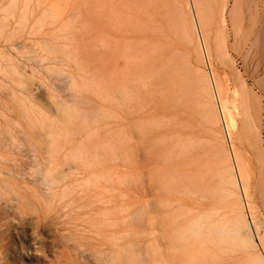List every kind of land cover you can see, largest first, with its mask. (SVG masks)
Here are the masks:
<instances>
[{
    "label": "rangeland",
    "instance_id": "1",
    "mask_svg": "<svg viewBox=\"0 0 264 264\" xmlns=\"http://www.w3.org/2000/svg\"><path fill=\"white\" fill-rule=\"evenodd\" d=\"M25 1L27 0H17L15 15L13 18L10 17L9 27H6L7 29L3 31L4 35L0 38V139L1 137L4 139L0 142L3 144L0 147V264H55L56 253L64 250L61 259L63 262L67 261L70 250L67 247L64 249L68 243L62 240H177L174 237L178 235V232L179 235L182 231L184 232L191 225L190 219L196 218V207L209 211L219 208L221 204L216 203L212 192L218 189V185H215L218 184L217 179H210L212 184L214 181L215 186L213 187L215 188L208 190L213 194L214 202H211V197L203 193L206 191L202 188L204 183V187L208 184L206 188L210 185V180H207L209 182L206 184L205 179L211 178L210 174L213 173L212 168L207 164L208 161L202 158L203 161H200L198 157L201 156H197L200 169L193 165L197 163L196 150L199 152V148L195 150L194 148L197 147L194 146L192 148L195 150L193 161L189 156L185 157L186 153L193 152L190 150L195 140L189 143V139L197 136L196 132H194L195 136L191 133L199 126V123L196 113L192 112L197 106L191 103L197 104L195 98L192 97L193 94L187 92L188 99L186 93L182 94L184 89L180 87L183 81L201 79L203 73L210 75L211 71L217 73L219 71L220 77L225 78L224 80L231 84L234 68L242 76L251 96L255 95L254 98L257 97L259 101L255 100L256 103L250 98L249 102L255 103L253 105H260L262 108L258 141L261 147L257 148L251 142H247L244 136L241 137L243 135V130H240L241 126L238 131L236 130L237 136L234 135L233 143H229V139L224 134L223 125L219 124L216 129L221 136L218 137L222 138V141L219 139L222 148L225 147L224 150L231 155L232 145H234V148L240 151L245 169L248 170L249 194L253 197L252 201L251 199L249 201L257 213V218L261 219H258L260 221L259 230L252 229V236L258 244L259 238L264 237V201L259 202L264 199V189L261 186L264 182V173H262L263 167L260 163L264 161L262 160L264 158V37H262L264 36L262 32L264 31V0H228V8L224 10L221 9L223 0L222 2L221 0L198 1L200 9H203V15L205 14L204 17L206 16L203 18L204 24L207 22L205 25L209 33L208 38H210L211 69L206 63L197 62L196 59L200 61L201 59L195 57L198 52L195 54L196 51L192 50L195 44L190 43L191 46H189L188 40L180 41L175 29L171 28V26L176 28V17L175 20L170 19L174 12L178 13L182 10L180 12L186 14L187 10L188 13L185 0H171L172 2H168L169 0H32L30 8L33 12L29 14L26 25L23 24L26 27H23L18 24V21ZM8 2L11 3V0H0V11L10 5ZM50 6L59 7L60 11L62 10L59 18L61 21L57 19L55 23L52 22V25H50L51 21L45 22V26L41 25V19H39L41 13ZM233 8H236L235 13L238 11L237 16L233 14V11L230 13ZM219 13H222L224 17ZM219 16L224 18L225 23ZM230 19L234 21L235 26H232ZM236 19L238 23L235 22ZM12 32L17 33L13 36ZM223 33L226 34V41L222 40L224 39ZM220 35L221 38L217 39ZM220 40L226 42L225 46L222 44L224 48L220 46L221 42L218 43ZM192 42L194 43L193 40ZM221 49H225L226 55L230 54L229 64L233 63L227 64L228 55L225 58L222 54L221 56L217 54L221 52ZM63 50L69 56V60L67 57L69 63L63 61L66 56L63 53L65 56L62 57ZM214 51H216L215 54ZM160 53L163 68L159 67L163 70L158 72V68L149 69L148 64L157 60L156 56H152ZM218 57L227 60L225 61L227 66ZM149 58H154V60ZM179 58L182 61H179ZM256 63L258 66L255 69ZM164 67L166 68L163 73ZM13 68L15 71L11 70ZM54 69L61 73L53 71ZM149 70H152V73L156 71L158 75L151 74ZM70 74L74 75L77 80V89H71L73 93L69 91L68 79H66V75ZM172 96H174V101L180 98L182 100L180 99V103L176 105L172 100V103L169 102V99H173ZM57 102L65 103L69 112V119H66L64 124L58 122L63 117V113L57 110ZM23 109L27 110L32 122L27 120V113ZM48 120L53 122L54 127L52 128L61 134L59 142L61 153L54 159L56 161H53L54 165L50 172L56 176L58 172H61L66 177H63L64 180L55 189L59 195L49 205L43 196L45 186L42 181L43 172L48 165L47 154L44 151L47 142L42 129L48 130V126L41 123L48 122ZM170 125L172 127H169ZM189 126L191 129L194 126L192 130L190 129L191 131L188 130ZM173 128L176 129L173 130ZM169 129L173 132L168 131ZM198 130L195 131L199 133ZM174 133H179V138H176L178 135L175 136ZM12 135L18 139L19 148L9 146L3 149L4 145L9 144V136ZM168 136L177 142V145L180 143V149L176 148L177 145L175 147L170 144L172 140ZM186 145L188 151L184 149ZM254 147L259 151L261 148V151L257 152L258 150ZM175 148L178 151L176 154ZM76 149H82L87 159L84 158L85 155L83 156L85 160H78L72 156ZM184 150L186 152L183 154ZM258 153L262 154L261 157ZM259 157H263L262 161ZM185 158H189L190 161L184 160ZM231 162L235 166L232 160ZM203 164H207L212 173L209 171V174L204 175L209 168L205 165L204 169ZM195 171L198 172L197 176L194 175ZM182 172H189L188 178L190 174L195 177L201 174L199 180L202 185L200 181L198 183V179L191 176L195 181L193 183L191 178L193 186L191 187L190 181H186V173L184 176ZM161 175L164 177L162 178ZM96 177L107 178L106 181L112 178L114 181L113 183L111 180L108 181L110 183L104 181V188L99 189L101 191L89 185V189H85L87 190L85 195L81 194L82 190L78 186L81 183L94 181ZM60 178L62 179V176ZM67 185L70 186L73 195L70 194L69 197L62 199L61 193L69 187ZM187 185L190 187H186V190ZM112 189L115 191L113 192ZM199 189H203V195ZM235 189V198H241L237 200L238 202L240 200V203L236 202L243 205L239 206L244 207V211L241 209V212L249 217L251 213L242 195V186L238 185L239 192ZM261 192L263 196L260 195ZM108 195L117 196V210L111 216V220L100 219L103 217L97 219V213L94 210L99 205L95 200L99 197L107 199ZM197 195L202 196L201 200L204 199V202L200 200V197L197 199ZM207 196L210 201L205 199ZM198 200H200L199 207L198 203L195 204ZM261 203H263L262 206ZM190 211L192 216H190ZM221 214H224L223 210L216 217L215 222L217 219L218 221L215 224L219 225L224 222ZM79 227L81 230H78ZM84 230L87 232L84 233ZM175 230L177 234L175 233L174 236L172 233ZM183 234L188 236L187 239L189 237L193 239L187 230ZM57 240H61V243ZM261 249L262 247L258 246V251L263 253ZM136 256L135 254L134 258ZM131 257H129L133 259V263L130 260L131 264L140 261L138 256L136 259L133 255ZM139 263L141 264V262L136 264Z\"/></svg>",
    "mask_w": 264,
    "mask_h": 264
},
{
    "label": "bare ground",
    "instance_id": "2",
    "mask_svg": "<svg viewBox=\"0 0 264 264\" xmlns=\"http://www.w3.org/2000/svg\"><path fill=\"white\" fill-rule=\"evenodd\" d=\"M31 1L32 0L25 1L24 2V5L22 6L21 15H19L20 16L19 17V21L17 20L18 21V24L21 25V26L25 22H28L27 21L29 19L28 16H29V14L31 12H33V11H31L32 8H30ZM164 1H167V0H164ZM170 1L171 0H169L168 2H170ZM185 1H186V4H187L186 7L188 8V13H187V10L185 11L186 14H184V12L183 13L180 12L182 10L178 11V13L176 12L177 14L174 12V15L169 12L170 14L173 15V17H171L170 19L174 18V20H175V17L177 19V21L175 20V22H176V24H175L176 25V28H174V26H171V28L173 27V30L175 29L174 31L178 34V36H179L178 38L181 39L180 41H182V40L183 41L188 40V43H187L188 45L190 43H191V45L192 44H195V48H193V49L191 48V49L193 50V52L196 51V52H194L195 54L198 52V54H197L198 56L195 55V57H197V58L200 57L199 59H201V61L198 60V59H196L197 62L198 63L201 62V63H204V64L206 63L208 65V67L211 69L212 68V51H211V48H210L211 47L210 46V40H209L210 38H208L209 37L208 36L209 33L207 32V27L205 25L207 23L206 22V19H205V22L206 23L204 24V18H206V16L204 17L205 14L203 15V12H202L203 9H200L201 7H200V4L198 3L199 0H185ZM221 2H222V0H221ZM9 4H10L9 6L5 7L4 9L2 8V10L0 11V13H2L1 14L2 16H0V38H2V35H4L3 34V31L5 29H7L6 27H9L10 22L8 24V21H10V17L13 18V16L15 15V12H16L15 10H17V4H18L17 3V0H11V3H9ZM34 5H37V4H34ZM221 5H223V8H221L223 10L226 9V8H228V5H229L228 0H223V2L221 3ZM55 6H50V7L46 8L45 10L42 11L43 13H41V16H40L41 18H39V19H41L40 20L41 21L40 22L41 25H44L45 26V22H48V21H51L50 25H52L53 23L56 22L57 19L59 20V18L62 15V10L60 11L59 7H55ZM164 7H166V6L164 5ZM170 7H171V5H170ZM170 7H168V8H170ZM170 9L168 11H170ZM176 9L179 10L178 8H176ZM174 10H175V8H174ZM174 10H172V11H174ZM235 10H236V8L235 9L233 8V10H231L230 13H232V11H233V14L236 15L238 11H236V13H235L234 12ZM39 14H40V12H39ZM220 15L222 16V13ZM235 15H233V16H235ZM167 17H168V15H167ZM222 17H224V15ZM212 18L214 19V17H212ZM235 18L236 17H234V19ZM220 19H223V23H225L224 18H221L220 17ZM220 19H219V22H220ZM234 19H232V20H234ZM232 20H231V22H232ZM59 21H61V20H59ZM236 21H237V19L235 20V22ZM233 22H232V26H235V25H233ZM263 22H262V24H263ZM237 23H238V21H237ZM16 25H17V23H16ZM25 25H26V23H25ZM172 25H173V23H172ZM55 26H56V24H55ZM60 26H61V24H60ZM23 27H26V26L23 25ZM40 27H42V26H40ZM19 28H21V27H19ZM219 29H221V27ZM12 31H14V30H12ZM236 31H237V29H236ZM262 32H264V31H262ZM16 33L17 32H12L11 35L14 36ZM177 34H175V35H177ZM223 34H224L223 35L224 36V39L222 38V40L226 41V39H227V37L225 38L226 34L225 33H223ZM235 36H237V34ZM262 37H264V36H262ZM178 38L176 39L177 42L179 40ZM219 38H221V35L217 39H219ZM192 40L194 41V43L192 42ZM222 40L218 41V43L221 42V45L220 46L224 48V46H225L224 44H226V42H222ZM65 44L67 45V43H65ZM222 44L224 46H222ZM249 44H251V43H249ZM191 45H189V46H191ZM65 46H63V47L66 48ZM215 47H217V45ZM221 47H219V48H221ZM62 48H60V49H62ZM60 49H58V50H60ZM222 49H221V52L222 53L221 52H217V54L219 53L220 56L222 54V57L227 56L228 54L226 55L225 49L224 50H222ZM60 51H62V50H60ZM219 51H220V49H219ZM65 52L66 51L61 52V53H62V57L66 55L65 56L66 60H65V58H64V60H63V58H59V59H62L63 61H66L65 63H67V61L69 60V56ZM215 52L216 51H214V54H215ZM63 53H65V55H63ZM217 54H216V58H217ZM260 54H261V52H260ZM229 55H228V58H229ZM154 56H156V59L157 60L155 61L154 58H149V59L154 60V62L148 64L150 66L149 69H152V67H153L154 70H155V68H158L157 71L160 72V70L161 71L163 70L162 69L163 68L162 67L163 66L162 55L160 53V54H157V55L155 54L152 57H154ZM3 57H5V56H3ZM67 57H68V60H67ZM182 57H183V54H182ZM219 58H221V57H218V59ZM225 58H227V57H225ZM230 58L227 59L228 61L225 60L224 58H223L224 60L222 58L221 59H222V62L224 61L223 62L224 64H225V61H227V64H229ZM261 58H262V56H261ZM56 59H55V62H56ZM218 59H217V63H218ZM3 60L4 59H2V61ZM166 60H167V58H166ZM187 60H188V58H187ZM213 60L215 61V59H213ZM244 60H246V58ZM252 60H254V58ZM179 61H182L181 58H179ZM219 61H220L219 64H221L222 63L221 60H219ZM261 61H262V59H261ZM57 62H58V60H57ZM185 62H186V60H185ZM61 63H63V62H61ZM68 63H69V61H68ZM181 63H183V62H181ZM231 63H233V62H231ZM169 64H171V63H169ZM227 64H225V65L227 66ZM245 64H246V62H245ZM59 65H61V64H59ZM229 65H228V67H229ZM159 66L162 67V68H160ZM164 66H165V64H164ZM255 66H256L255 67V69H256L257 66H258V64L255 65ZM250 67H251V64H250ZM165 68L166 67H164L163 73L165 72ZM175 68H176V66H175ZM187 68H188V66H187ZM215 68H216V66H215ZM246 68H247V66H246ZM173 69H174V66H173ZM11 70L12 71H15L14 68L11 69ZM55 70L56 69H54L53 71H55ZM152 70L151 71L149 70V72H151V74L156 73V71L152 73ZM233 70H231V72L233 71V78H232L233 80L231 79V81H233L231 83L232 85L230 83L228 84L226 82V80H224L225 78L223 79V78L220 77L219 71L217 73V72H214V71H211V70H210L211 71L210 72V75H208L206 72H205L206 75H204L205 73H203L201 75L202 77H200L201 79H195L194 78V79H191L190 81H187V80H185L186 79L185 78L184 80L187 81V82L183 81L184 84H183V82L181 80H179V81L182 82L181 83L182 86L180 87V89L182 88V89L186 90V92L184 90L183 91L180 90V91L183 92L182 94H185L186 93V96L189 95L188 93L193 94V96L192 95L191 96L194 97L195 98V102H197V104L191 102L192 105L195 104L197 106H195L196 108L195 107L193 108V111L191 109L190 110L193 112V114L196 113L197 118H198L199 126H198V123H196V125L198 127H200L199 130H198V127L197 126H196L197 128L195 127L198 130L199 133H197V131H195L196 129L194 131H192L193 133H191V134H193V136H195V134L197 135L195 138L193 137L192 139H189L187 137V135H186L187 139H189V143H192L195 140L193 142V145H192L190 151L192 152V150H193L192 148L194 146V147H197V148H194L195 150L199 148V152H198V150H196L197 151V154H195V150H193V152H194V153L192 152L193 154L188 152V154L186 153V156L185 157L189 156V158L192 161L196 157L195 159H196V162L197 163L196 164L194 163L195 160L193 162L194 163L193 165L195 167H198L200 165V164H198V163H200V162H198L199 159H200V161H203V160H201V158L202 159H206L208 161L207 164L209 165L210 168H212L213 173L211 172V169L208 167V165L205 164V165H207V168H209L210 170L208 169L207 172H204V175H205V173L209 174V171H210V173H212V174H210V177H211V175H212V177L211 178H207L205 180L207 181V180H210V179H212V180L213 179H217V181H218L217 183L218 184H215V185H218V189H216L215 191L214 190L212 191L214 195L211 192L210 193L208 192L209 188H210V190H212V188H215V187H213V186H215L214 185V181H213V184H212V182H211L212 180H210L209 187L206 188V186H208L207 183L209 181L206 182L207 185L205 187H204V185H205V183H204V185H203L202 188L203 189L205 188L207 192L206 191L205 192L203 191V193H206V194H204L205 196L208 195L209 197H211V200L214 198V200L216 201L217 204L218 203L221 204V206L219 208H213L210 211L208 209L206 210L205 208L199 209V208L196 207V212H195L196 218L193 217V218H195L193 220H192L191 217H190L191 219L189 218L191 220V225L190 226L188 224H185V226H189L186 230H187L188 233H190V235H192L193 239L191 237H189V239H187L188 236L185 235V234H183L186 230H184V232L182 231L183 232L182 233L181 230H183V228L181 227L182 228L181 230L178 228L180 230V232H181L180 235H179V232H178L179 230L177 229L178 235L176 237H174L177 240H135V241H131V240H62L64 242L66 241L68 243L67 246H65V248H64V249H66V247H67L70 250V252L68 254V259H67V261L65 260L63 262L61 258L63 256V252L65 250L64 251H58L57 250L58 252L56 253V257H55L56 258L55 264H131V261L133 259L131 260L130 258H132L131 257L132 255H133V258H134L135 254L138 256V258L140 260V261H137V262H141V264H233L232 262H234V263L237 262L235 264H264V240H263L264 237L263 238H262V236H261V238L258 237L259 238V243L257 244L256 241L254 240L253 236H252V229L259 230L258 229L259 228V224H260V221L259 220H261V219L257 218V216H256L257 213H255L254 207L252 206V204L249 201L253 197H252V195L250 196V194H249V182H250L249 179H250V177L248 179V174H249V173L247 174L248 170L246 171L247 168L245 169L246 166H244V162L241 159L242 157L240 156V151L238 152V150L236 148H234V145H232L231 155H229V153L226 150H224L225 147L222 148V144L219 143L220 142L219 139H221V141H222V138H219L221 136H219V132L216 129V126H218L219 124L223 125L224 131H225L224 134L229 139V143H231L232 140H233V138L235 137L234 135H236L235 133L238 131V128L241 126L240 130L241 129L243 130V135L241 137L244 136L247 139V142L248 141L251 142L257 148L258 147H261V146H259V145H261V143L258 142V141H259V138H260L259 137V124H260L261 117H262V108H261L260 105H253L255 103L252 104V103L249 102V99L250 98H252L251 100H253V101H255V100L257 101V99H256L257 97L254 98L255 95H252L253 97L251 96L249 90L247 89V85H245L244 80L242 79V76L237 72V70L235 71V68ZM187 71H189V70H187ZM177 73H179V72H177ZM253 73H254V70H253ZM15 74H17V72H15ZM156 74L158 75V73H156ZM181 76H183V75H181ZM16 77H17V75H16ZM66 79H68L69 91L72 92L71 89L72 90L73 89L76 90L77 89L76 88V85H77L76 84V81L77 80H76L75 76L74 75H71V74L68 75V76L66 75ZM187 79L189 80V78H187ZM151 86H152V84H151ZM261 87H262V85H261ZM75 93H77V92H75ZM180 94H181V92H180ZM69 95H70V93H69ZM263 95H264V93H263ZM14 96H13V98H14ZM176 96L178 97L179 95H176ZM172 97H173V99H169L170 101L169 100L168 101L171 102V103L173 101L177 105L181 98L179 100H176L177 101L176 102V101H174L175 100L174 99V96H172ZM188 99H189V97H188ZM72 100H73V96H72ZM192 101H194V100H192ZM257 102H259V101H257ZM56 105H57V110L63 113V117H61L58 122L61 123V124H64L66 122V119L67 120L69 119V112H68L67 106L65 105V103L64 104H60L59 102H57ZM172 106L173 105H171V107ZM175 106L173 108H175ZM22 108H24V107L22 106ZM23 110L25 111V113H27L26 114L27 120L29 119V121H31V116L29 115L28 112H26L27 110L26 109H23ZM191 117H193V116L191 115ZM174 122H176V121H174ZM41 123L42 124L44 123V124H46L48 126V130L47 129L46 130H43L42 129L44 138H45V140L47 142V145L44 148V151H45V154H47L46 156L48 157V158L46 157V160L48 161V165H47L45 171L43 172V176L44 177H43V180L42 181H43L44 186H45V191L43 192V196H44L45 200L47 201V203L49 205L53 201V199L59 195V194L56 193V190L55 189L57 188V186H59V184L61 183V181L64 180V178H66V177H65V175L61 174V172H58L57 176L56 175H52L51 172H50V170L52 169L51 168L52 165H54L53 161H56L54 159H56L59 156V154L61 153V151H60L61 150L60 149L61 146L59 144L61 134L56 129H53L52 128V127H54V124H53V122L51 120H48V122L44 121V122H41ZM32 124H34V123H32ZM172 125H170L169 127H172ZM163 126H164V124H163ZM190 126H192V125H190ZM193 127H192V129H193ZM174 129H176V128H173V130ZM190 129H191V127L188 128V130H190ZM168 131L173 132V131H171V129H169ZM194 132H196V133L194 134ZM165 133H167V132H165ZM176 133H177V131H176ZM176 133H174L175 136L179 134V133L178 134H176ZM168 134H170V133H168ZM174 134H172V136ZM179 136L180 135H178V137L176 136V138H179ZM9 137H10L9 138V142H8L9 144L4 145L3 149L4 148H7L9 146L14 147V148H19V143L17 142L18 139H16V137L13 136V135L12 136H9ZM191 137H192V135L190 136V138ZM164 138H162V139H164ZM170 139L172 140V142H170V144H172V146H175L176 147L177 142H174V140L172 138H170ZM3 140L4 139L1 137L0 142L1 141L3 142ZM166 140L168 141L167 138H166ZM185 140H182V141H185ZM164 141H165V139H164ZM187 141L188 140H186V142ZM203 142H205L204 144H206V145H204ZM181 144H183V143H181ZM2 145L3 144L0 143V147H2ZM179 147H180V143H178V145H177L176 148L180 149ZM256 147H254V148H256ZM176 148H175V150H176ZM257 148H256V150H258ZM170 149H173V147L170 148ZM184 149H186L188 151V146L185 147ZM175 150H172V151H175ZM260 151H261V148H260ZM260 151L258 150L257 152H260ZM176 152H178V151L176 150L175 151V154H176ZM185 152L186 151L184 150L183 151V154ZM194 154H195V157H194ZM84 155H85L84 158L87 159L86 154H84V151L82 149H76V150H74V153L72 154V156H74L75 158H78V160H80V159L85 160L83 158ZM191 155H193V156L190 157ZM258 155H260V157H261L262 154L261 153L260 154L258 153ZM166 156H168V155H166ZM197 156H201V157H198L199 159H197ZM260 157H259V160L260 161L264 160L263 157H262L263 159L260 158ZM189 158H185L184 160H186V159L189 160ZM254 159L257 160V158H254ZM231 160L234 162L235 166L232 165ZM188 163H190V162H188ZM260 163L262 164V167H263L262 168V170H263L262 173H264V161H262ZM205 165L203 167L204 169L206 168ZM89 167H91V166H89ZM186 167H189V166H186ZM201 170H202V167H201ZM168 172H170V171H168ZM184 173H186V172H184ZM184 173L182 172V175H184ZM188 173L189 172H187L185 175L187 176ZM197 173L195 171V174L194 175L197 176ZM207 174H206V176H207ZM192 175L193 174H190V178H188L189 176H187V179L188 180L186 179V181H190L192 177L193 178L195 177V176H192ZM213 175H214V177H213ZM61 176H62V179L60 178L61 179L60 180L59 177H61ZM169 176H171V175H169ZM198 176H199V174H198ZM200 176H201V174H200ZM200 176L199 177H195L196 179H198V183L200 181L199 179L201 178ZM263 176H261V177H263ZM163 177L164 176H162V178ZM203 177L205 178V176H203ZM99 178L100 177H98L94 181L85 182L84 184L81 183L78 186V188L82 190L81 191V194H84L85 195L86 191L89 189L88 188L89 185L92 186V187H94V188H96L97 190H99L102 187L104 188V183H105L104 181H106L107 178L106 179H104L102 177L100 179ZM263 179H264V177H263ZM109 180L112 181V178H110ZM164 180H162V181H164ZM108 181H106V182L107 183H110ZM113 181L111 183H113ZM160 183L162 184V182H160ZM189 183H190V186L193 187L191 185L192 181H190ZM193 183H195L194 179H193ZM200 183H201V181H200ZM239 184L242 186V192H243V194H242V192H241V194L244 195V198L247 201V206H248L247 209L251 213L249 217L248 216L246 217L245 216L246 214L244 215L243 212H241L242 211L241 209L244 208V207L240 208L239 206L242 205V204H238V203H240L241 198H238L237 197L238 199H240L239 202L237 201L238 199L235 198L236 193H235L234 189L236 188L237 191H238V185ZM111 185H113V184H111ZM201 185H202V183H201ZM67 186H69V185H67ZM188 186L189 185L185 186V189L186 190H187L186 187H188ZM261 186L264 189V182L261 184ZM86 188H87V190H85ZM203 189H199V190H201L200 191L201 193H202V190ZM106 190H108V189H106ZM93 191L94 192H97L96 190H93ZM99 191H101V190H99ZM112 191L114 192L115 190L112 189ZM88 192H90V191H88ZM194 192H193V195L195 194ZM257 192H256V194H257ZM72 193L73 192H72V190H71V188L69 186V187H66L62 191L60 197H62V199H64L66 197H69L70 194L73 195ZM105 193L106 192H104V194ZM189 193L190 192H188V194ZM203 193H202V195H203ZM207 193H209L210 195L207 194ZM263 193L260 194V195L263 196ZM197 194H198V192H197ZM212 195H213V198H212ZM79 196H80V194H79ZM197 196H198L197 199H199L200 195H197ZM208 196H207V198H205L207 201L210 199ZM262 196H260V198ZM39 197H40V195H39ZM103 197H105V196H103ZM201 197H200V200H201ZM263 197L261 199H263ZM257 199H259V198H257ZM80 200L81 199H79V201ZM200 200H198V202H196L195 204H197V203L199 204V201ZM214 200H212L211 202H214ZM229 200H231V201L229 202ZM201 201L204 202V199L201 200ZM251 201H252V199H251ZM260 201H264V199L263 200H259V202ZM95 202L98 203V205H99L98 208L94 210L97 213V217H96V215H95V217L97 219L100 218V217H103V218H100V219H104V220L105 219H109V220H111V218H112L111 216H113L114 215V212L117 210V196H115V195L114 196H109L107 199H101L99 197V199L97 198L95 200ZM262 204L263 203H261V206H262ZM201 205H202V203H201ZM199 206H200V204L198 205V207ZM202 206H204V205H202ZM171 208H173V207H171ZM221 210H223V212H224L223 215L221 214L222 217L224 218V222L222 224L219 223V225H218V224H215L218 221V219L216 220V222H215V219H216L217 216H219ZM261 210H263V209H261ZM193 211H195V210H193ZM243 211H244V209H243ZM185 213H186V211H185ZM190 214L189 215L192 216V212ZM183 216H184V213H183ZM184 217H186V216H184ZM222 217H220V219H222ZM184 221H186V220H184ZM222 221H223V219H222ZM79 229H80V227L78 228V230ZM85 232H87V231L84 230V233ZM175 233H176V230L172 234H174V236H175ZM257 234H258V232H257ZM194 237H196V239H194ZM82 238H84L83 237V234H82ZM190 239H192V240H190ZM57 242H60L61 243V240H57ZM258 246H260V248L262 247L263 253H261L260 251H258ZM262 249H261V251H262ZM129 254H132V255H129ZM136 257L134 259H136ZM132 263H133V261H132Z\"/></svg>",
    "mask_w": 264,
    "mask_h": 264
}]
</instances>
